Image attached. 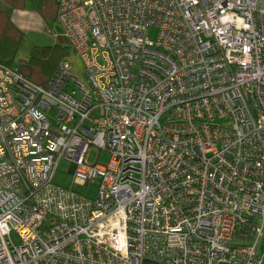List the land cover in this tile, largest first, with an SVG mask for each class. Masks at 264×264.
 <instances>
[{"label":"built area","instance_id":"obj_1","mask_svg":"<svg viewBox=\"0 0 264 264\" xmlns=\"http://www.w3.org/2000/svg\"><path fill=\"white\" fill-rule=\"evenodd\" d=\"M57 21L86 84L0 62V264H259L264 0H59ZM62 158L94 197L52 182Z\"/></svg>","mask_w":264,"mask_h":264},{"label":"rangeland","instance_id":"obj_2","mask_svg":"<svg viewBox=\"0 0 264 264\" xmlns=\"http://www.w3.org/2000/svg\"><path fill=\"white\" fill-rule=\"evenodd\" d=\"M53 8V0H23V7L18 10L23 13L25 18L24 27L20 28L23 35L17 46H14L7 54V57L15 65L28 63L31 61L33 52L36 50L38 52L35 60L38 65L37 67L45 75L50 74L55 67L66 60L71 64L78 81L86 84L83 63L64 37L58 21L52 17ZM12 17L13 13L11 19ZM148 32L151 38H155L156 30L150 29ZM109 157L108 152L100 151L98 153L94 148H91L87 159L89 163L106 164ZM70 166L71 162L62 158L58 162L52 182L76 190L86 196L94 197L100 177H95L90 183L84 184L70 172ZM11 236L14 242H19L17 234L13 232ZM260 251L262 255L264 253V238Z\"/></svg>","mask_w":264,"mask_h":264},{"label":"trees","instance_id":"obj_3","mask_svg":"<svg viewBox=\"0 0 264 264\" xmlns=\"http://www.w3.org/2000/svg\"><path fill=\"white\" fill-rule=\"evenodd\" d=\"M58 1L59 0H53L54 8L52 17L56 20L58 12ZM22 7L23 0H0V62L9 67H17L19 73L26 77L28 80L36 84L43 85L48 82L50 76L52 75L53 71H55L56 67L52 70L50 74L45 75L41 71V69L37 67L38 65L36 64L35 60L38 56V52L36 50L33 52L31 61H29L28 63H21L19 65H15L7 57V54L14 48V46H17L23 35V32L13 23L11 19L13 11L20 10ZM242 231L243 230H240V232L238 233H241ZM248 242L249 241H238L236 243L231 244L235 246H246L250 244ZM144 264L160 263L154 261H145Z\"/></svg>","mask_w":264,"mask_h":264},{"label":"crops","instance_id":"obj_4","mask_svg":"<svg viewBox=\"0 0 264 264\" xmlns=\"http://www.w3.org/2000/svg\"><path fill=\"white\" fill-rule=\"evenodd\" d=\"M13 22L17 25L18 28H23V24H24V15L23 13H21L18 10L13 11Z\"/></svg>","mask_w":264,"mask_h":264},{"label":"water","instance_id":"obj_5","mask_svg":"<svg viewBox=\"0 0 264 264\" xmlns=\"http://www.w3.org/2000/svg\"><path fill=\"white\" fill-rule=\"evenodd\" d=\"M70 172H72L71 169H70ZM259 264H264V253L261 255Z\"/></svg>","mask_w":264,"mask_h":264}]
</instances>
